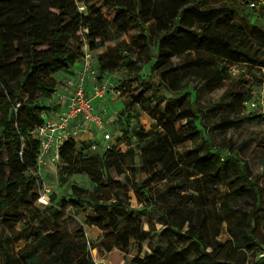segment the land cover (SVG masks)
I'll return each mask as SVG.
<instances>
[{
    "label": "trees",
    "instance_id": "16d2710c",
    "mask_svg": "<svg viewBox=\"0 0 264 264\" xmlns=\"http://www.w3.org/2000/svg\"><path fill=\"white\" fill-rule=\"evenodd\" d=\"M204 1L0 0V264H95L82 233L68 239L57 227L38 226L15 253L8 249L10 237H3V231L22 223L38 199L36 181L27 174L35 168L39 147L32 133L42 124V113L56 109L39 103L54 94L53 76L81 61L84 45L94 53L106 47L96 56L101 80L128 62L139 65L133 56L149 53L147 36L139 34L131 43L123 37L131 28L153 22L155 53L148 60H154L152 70L158 74L157 93L171 92L173 77L167 84L163 80L173 72L171 59L182 55L209 91L221 81L229 82L223 98L230 97L232 108L252 97L242 88L246 84L243 75L258 70L261 86L264 24L257 18L251 20V12H245L238 0H218L220 5L214 8L206 7ZM80 6L86 10L80 11ZM249 10L264 19V7ZM233 65L246 70L231 76ZM144 85L150 87V83ZM155 97L140 93L126 102L117 117L119 133L107 151L90 154V143L74 141L60 148L59 175H86L94 188L88 192L72 187L71 197L48 207L46 214L56 222L68 209L87 204L92 210L88 224L101 231L106 243L100 244L103 250L126 252L132 242L140 245L150 237V231L133 216L128 196L133 191L143 208L161 214L166 232L178 243L196 245L191 259L174 244H165L164 250L149 246L150 252L132 258L131 264H239L246 254L254 257L264 243L261 176H252L232 148L215 149L201 138L196 121L205 113L194 100L185 108L158 109L148 129L131 128L129 114L122 117L124 111H133L138 103L149 105ZM233 125L223 119L215 129ZM186 142L195 150L181 152L179 147ZM243 205L251 210H243ZM211 206L222 214L228 244L207 241ZM224 245L230 250L227 262L217 254V247ZM252 264H264V260Z\"/></svg>",
    "mask_w": 264,
    "mask_h": 264
},
{
    "label": "rangeland",
    "instance_id": "374dc122",
    "mask_svg": "<svg viewBox=\"0 0 264 264\" xmlns=\"http://www.w3.org/2000/svg\"><path fill=\"white\" fill-rule=\"evenodd\" d=\"M204 2L205 6L210 8L220 5L218 0H205ZM247 2H249V0H238L239 6H241L245 12H251V20L257 18L260 23L264 24V19L258 16L254 11L249 10ZM154 32L153 22L146 25L135 26L127 32L123 37L127 43L139 39V34L146 35L149 42V53L140 52L138 55L133 56L134 60L140 61L137 67L132 66L128 62L124 67L119 68L113 73H106L104 78L108 80L109 84L117 87L118 90H124L123 94L118 97H113L109 94V97L104 101L98 100L94 102L95 109L99 111L100 114L103 109H106L110 115L115 117L113 118L114 121L108 122L110 134L112 135L111 144L115 140V135L119 133L117 117L120 116V112L123 111L126 102L131 101L133 96H138L140 93H143V97L156 94L155 100H153L151 104L144 106L143 103H138L134 106L133 111H124L125 114H123L122 117L125 118L126 114H129L131 118L129 126L133 129L139 127L148 129L151 123L156 120L157 110L160 108L167 107L173 110L185 108L194 100L198 108L205 113L204 118L196 121L201 138L210 142L215 149L230 150V148H232L233 154L239 155L248 165L252 176H261L260 166L264 162V120L256 119L252 114L253 111L247 110L244 104L234 108L230 106V97L223 98L229 85L227 80L221 81L219 86L209 91V86L205 85L203 79L195 73L194 69L186 66V61L184 60L186 57L184 55L171 59V69L173 72L170 73L169 79L163 80L167 84V80L173 77V83L171 84L169 81L171 92L167 89H163L157 93L156 82L158 74L156 71L152 70L154 60H148L149 54L155 53ZM113 45L114 43L107 44V46L110 47ZM105 51L106 47L101 48L95 52V55L97 56ZM234 69L239 73H244V70H246L240 65ZM250 71L251 74L247 73L245 76L243 75L246 84H244L242 88L247 90L251 95L252 93L258 94L261 90L258 86L260 74L258 70L255 69ZM239 79H241V77ZM151 80L153 82H151ZM145 83H150V87L147 88L146 85H144ZM230 83L237 85L236 80L231 78ZM158 99L161 100L158 101ZM43 101L39 104L56 106V104L59 103L57 95L55 94L52 95L50 100ZM223 119H226L227 122L233 121L235 125L225 130L215 129V125ZM179 126L180 124L177 125L178 128ZM93 131L92 133L94 134ZM89 137L88 140H82L81 142L90 143V138L96 139L97 144L102 142V135L96 134L95 136L92 135V137ZM179 150L181 152L185 150H195V146L191 142H186L179 147ZM97 152L98 151L91 152L90 154H97ZM59 166L61 165H58L56 171L48 170L43 172V182L40 188L43 189L45 187L49 190L47 194L48 202L37 199L30 208V213L25 215V219L22 223L16 225L12 231H3V237L5 238L6 236L11 239L8 245L10 251L14 253L17 252L24 246L25 236L28 235L29 232H32V230L38 226H45L48 230L57 227L68 239H73L82 233L89 244V258L95 264H131L136 246L139 248H146L148 244L152 247H158L160 250L165 249V244H174L173 246L187 259H191L194 256L196 244L193 241L178 243L171 233L166 232L162 223L161 214L152 208H143L142 205L137 202L133 191H130L128 194L130 198V207L134 209L133 216L142 224L144 230L150 231V237L140 245L139 243L132 242L131 248L126 252L113 249L109 255L105 254L106 252L100 245L106 244L101 231L95 226L91 227L88 224L92 210L87 204H84L83 207L79 209H68L62 219L54 222L46 214L48 207H57L62 199L68 200L71 197L72 187H77L88 192L92 191L94 188V185L86 175L61 177L58 173ZM260 183L264 188V179L260 180ZM36 192H39V190ZM218 192L224 194L226 190L219 189ZM262 195L264 200V190ZM209 208L208 212L210 218L207 224V233L210 236L207 241L214 243L219 240L221 244H228L227 241L229 240V236L226 230V223L221 221L222 214L218 213L217 206H211ZM244 209L250 211L251 207L243 205V210ZM24 228L26 229L25 231ZM261 228L262 226L260 229ZM215 235L216 237H214ZM217 251L220 260L224 262L231 260L227 258V256L230 255V250L227 245L217 247ZM140 256L142 257V255ZM253 258L252 254H246L243 261L239 264H252Z\"/></svg>",
    "mask_w": 264,
    "mask_h": 264
},
{
    "label": "built area",
    "instance_id": "2783aa9c",
    "mask_svg": "<svg viewBox=\"0 0 264 264\" xmlns=\"http://www.w3.org/2000/svg\"><path fill=\"white\" fill-rule=\"evenodd\" d=\"M249 9H257L264 7V0H249L247 2ZM80 11H85V6L79 7ZM80 68L74 72L73 76L65 81L66 94L55 93L63 105L58 118L49 117L47 113H42V124L33 131V136L39 142L38 152L36 156L35 168L28 171L36 181L38 200L48 202L47 188H40L43 182V172L48 170L56 171L60 165V148L69 141L81 142L88 140V135H102V142L97 144L96 139L90 138V150L92 152H105L111 148L112 135L109 130V121H114L113 115H110L106 109L100 114L95 109V101H104L109 97H118L123 94L124 90H118L117 87L109 84L105 78L99 79L97 70V59L94 52H91L87 45L83 46V57L80 61ZM237 65H233L229 69L231 76H236L239 72L234 69ZM261 90L258 94L252 93V97L245 102L247 110L254 111L258 115L264 117V80L260 86ZM18 107V106H17ZM94 130V131H93ZM94 132V134L92 133ZM91 133V134H90ZM82 143V142H81ZM261 178L264 179V166H260ZM261 186V183H260ZM88 252H89V244ZM252 263L264 260V243L263 249H259L254 255Z\"/></svg>",
    "mask_w": 264,
    "mask_h": 264
},
{
    "label": "crops",
    "instance_id": "0c3cea01",
    "mask_svg": "<svg viewBox=\"0 0 264 264\" xmlns=\"http://www.w3.org/2000/svg\"><path fill=\"white\" fill-rule=\"evenodd\" d=\"M80 65H81V63L80 62H77L68 71L59 72V73H57V74H55L53 76L54 79L57 82L56 88H55V91H54V94L55 93H59V92L60 93H63V94H66L65 81L68 80L69 78H71L73 76L74 72H76L80 68ZM62 105H63L62 102L56 104V109L53 110V111H51L50 113H48L47 116L49 117L50 114H53L52 117L58 118L59 115H60V111H61V108L60 107H62ZM89 136L91 137V135L84 136V137H89ZM91 227H93V226H91ZM149 246H150L149 244H148V246L146 248H144V247L139 248L138 246H136V249L134 250V256H133V258L134 257H137V256H140V255H142V257H143L146 253L150 252ZM111 252H106L105 254L106 255H109ZM140 258H141V256H140Z\"/></svg>",
    "mask_w": 264,
    "mask_h": 264
}]
</instances>
